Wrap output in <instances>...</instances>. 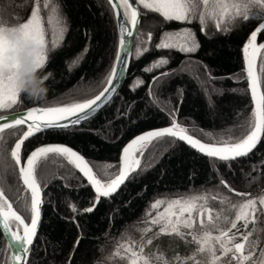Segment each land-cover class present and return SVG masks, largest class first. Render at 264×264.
Returning a JSON list of instances; mask_svg holds the SVG:
<instances>
[{
  "label": "trees",
  "instance_id": "1",
  "mask_svg": "<svg viewBox=\"0 0 264 264\" xmlns=\"http://www.w3.org/2000/svg\"><path fill=\"white\" fill-rule=\"evenodd\" d=\"M52 3L57 5L65 25L63 39L56 48L52 47L53 31L44 0H0L11 24L25 22L32 7H40L46 46L50 49L41 71L53 73L46 81L45 101H33L20 94L9 112L71 102L78 98V89L98 76L106 84L111 65L116 61L117 24L107 0H49V5ZM142 11L139 34L143 40L137 38L127 80L110 106L75 131H50L28 138L22 146V160L35 147L61 143L80 152L97 177L108 180L118 174L124 145L143 132L170 126L173 115L188 133L205 143L231 142L229 137L234 141L247 133L248 125L254 121V105L247 86L242 46L260 22L258 18L250 16L252 23L245 22L243 30L233 28L221 33L212 24L206 25L202 33L198 19L165 21L154 10L142 8ZM181 27L194 29L200 42L195 53L155 47L164 32ZM144 44L146 49L137 54V45L143 48ZM161 57L169 62L157 66ZM72 60L78 63L69 69ZM178 69L184 70L173 74ZM259 77L264 94V51ZM104 86L92 84L93 94H99ZM23 131L21 127H10L0 139L8 150V167L0 166V189L30 222L31 198L29 193L22 195L24 187L11 157V148ZM46 159L47 174L38 176L43 191L42 219L28 264H128L127 256L115 255L116 246L129 236L139 242L140 230L150 223L156 211L164 208L163 204L160 209L152 208L155 200L201 194L207 196L208 206L215 209H228L229 204L238 206L246 199H255L257 222H252L250 238L260 237L262 244L257 246L264 245V207L259 203V197L264 196V132L255 149L235 161L212 159L171 137L155 139L141 155L138 170L112 197L97 203L91 186L78 169L55 154ZM220 180L233 191L248 196L230 192ZM221 197L225 199L223 204ZM89 207L90 212L86 211ZM236 210L228 212L233 219ZM157 240L166 257L191 255L195 247H186L179 238L173 243L166 233ZM259 250L257 247L256 251ZM0 264H10L1 229Z\"/></svg>",
  "mask_w": 264,
  "mask_h": 264
},
{
  "label": "snow or ice",
  "instance_id": "2",
  "mask_svg": "<svg viewBox=\"0 0 264 264\" xmlns=\"http://www.w3.org/2000/svg\"><path fill=\"white\" fill-rule=\"evenodd\" d=\"M107 3L111 5V11L117 18L119 27V47L116 52L118 59L131 52L134 40L138 37L143 40L138 31L140 12L137 6L140 5L143 9L159 13L165 21L191 22L198 19L199 30L202 33L205 32L206 25L212 24L221 33H227L233 28L243 30L246 27L245 22L252 23L249 20L250 16L258 18L260 22L251 30L242 46L247 86L251 91L254 104L252 109L254 121L248 125L247 133L234 141L232 137H229L231 142L205 143L190 135L186 127L178 123L173 115L170 126L156 128L135 136L122 150L118 174L111 179L102 180L93 172L80 152L61 143H47L35 147L30 154H27L26 160L22 163L21 142L41 130L64 131L72 128L75 131L76 126L96 113L102 107L105 97H109L110 85L115 82L114 78L118 71H122V67L118 68L117 63L111 65V73L106 78V84L98 76L96 80L90 81L85 87L78 89V98L71 102L49 107H28L25 112L0 116V139L3 138L5 129L27 123V131L23 132V135L15 141V145L11 148V157L19 169L23 185L30 191V223L26 222L25 218L14 209L5 192L0 189V227L11 235V239L16 242L15 247L19 249L14 254V264H25L29 246L37 235L42 204L38 176L47 174L44 164L47 162L46 158L49 154L66 159L75 169H78L91 184L98 201L101 196L107 198L116 193L125 179L130 178L129 173H133L140 164V155L143 154V150L154 139L165 136L178 138L208 157L230 161L249 154L261 140V134L264 132V94L260 91L255 71L257 55L260 50H264V0H107ZM44 7L48 9V24L53 31L52 47L56 48L65 33L63 17L55 3L49 5V0H44ZM3 10L5 11L4 8ZM18 25L23 38L46 43L38 7L33 6L28 19ZM151 36L152 33L149 32L148 38L151 39ZM258 36L261 40L259 43L257 42ZM146 47V44L143 48L137 45V54L145 50ZM155 47L157 49H177L180 53H195L200 47V42L193 28L181 27L176 31L164 32ZM4 53L5 47L0 42V109H11L13 105L17 104L20 94L12 83L11 76H5L3 73ZM168 62L167 59L161 57L156 61V65ZM76 63L78 60H72L68 64V68L71 69ZM191 63L189 58V64ZM183 70H174L173 74L175 71ZM206 71L210 70H207L206 67ZM48 72L51 73L49 76L51 77L53 73ZM155 79L156 77H153V80ZM92 84L97 86L104 84V90L99 94H93ZM42 158H45L43 163ZM0 166L4 169L8 167L7 146L2 144H0ZM220 183L224 184L225 182L220 180ZM242 195H247V193ZM212 199L215 200L217 197H212ZM219 199L222 204L225 203L223 197ZM259 203L264 206V196L259 197ZM161 204L164 205L163 210L156 211L155 215L150 217V223L140 230L139 242L129 236L127 240L116 246L115 255L121 258L127 256L128 264H230L228 256H231L235 264H245L246 261L248 264H256L252 257L257 244L261 242L260 237L251 239V232H245L242 234V239L235 242L236 233L230 231L231 228L237 227V221H242L244 227H247L250 220L255 224L256 217L253 215L257 212L255 199H246L238 206L229 204L228 209L223 207L215 209L208 206L207 196L201 194L185 199L173 198L169 201L157 199L151 207L160 209ZM94 206L95 204L92 205V207ZM92 207L86 211L90 212ZM230 209H237L234 219L228 214ZM196 217H199L198 223H196ZM154 226L155 230H153ZM162 233L172 237L173 243L175 238H179L183 240L186 247L195 245L191 255L181 257L176 254L166 257L164 251L160 250L157 240V237ZM188 237L191 239L189 240ZM79 239L77 237L76 243H79ZM73 247H75V243ZM120 249L124 251L121 252ZM261 255L264 256V248L261 249ZM221 257L225 259L221 261ZM260 264H264V259L260 261Z\"/></svg>",
  "mask_w": 264,
  "mask_h": 264
},
{
  "label": "clouds",
  "instance_id": "3",
  "mask_svg": "<svg viewBox=\"0 0 264 264\" xmlns=\"http://www.w3.org/2000/svg\"><path fill=\"white\" fill-rule=\"evenodd\" d=\"M0 42L5 47V76H11L17 92L33 101H45L50 72L42 73L50 49L46 43L23 38L18 24H11L0 7Z\"/></svg>",
  "mask_w": 264,
  "mask_h": 264
},
{
  "label": "water",
  "instance_id": "4",
  "mask_svg": "<svg viewBox=\"0 0 264 264\" xmlns=\"http://www.w3.org/2000/svg\"><path fill=\"white\" fill-rule=\"evenodd\" d=\"M138 7V10H139V12H140V24H141V20H142V11H141V9H140V7L139 6H137ZM115 19H116V23H117V18L115 17ZM117 29H118V40H119V27H118V23H117ZM139 29H140V25H139ZM139 29H138V31H139ZM258 39H259V36H258ZM135 42H136V40H134V42H133V46H132V50H131V52L130 53H126L122 58H117L116 59V63H117V65H118V68H121L122 67V71H118V73H117V76L114 78V83L112 84V85H110V88H111V92H110V94H109V97H105V101L104 102H102V107L100 108V109H98L97 110V112L96 113H94L92 116H90V117H88L87 118V120L86 121H84V122H82L80 125H78V126H76V128H80L81 126H83L84 124H86V123H88V122H90L91 120H93L94 118H96L98 115H100L107 107H109L110 106V104L114 101V99L116 98V96L119 94V92H120V90H121V88L123 87V85H124V83L126 82V80H127V77H128V72H129V68H130V64H131V60H132V55H133V50H134V46H135ZM257 42L259 43V41L257 40ZM262 51L263 50H260V52L258 53V55H257V60H256V65H255V71H256V73H257V76H258V82H259V84H260V91H261V93L263 94V90H262V87H261V83H260V79H259V61H260V58H261V54H262ZM245 65V64H244ZM244 71H245V74H246V79H247V72H246V68L244 69ZM159 76H156V78H158ZM248 81V80H247ZM104 90V89H103ZM102 90V91H103ZM254 105V104H253ZM36 107V106H35ZM27 109H23V110H21V111H17V112H25ZM12 113H14V112H12ZM12 113H5V114H2V115H0V116H7V115H10V114H12ZM13 127H22V128H24V129H26V127H27V123H25V124H22V125H16V126H13ZM165 127H167V126H165ZM70 129H72V128H68V129H65V130H70ZM153 130V129H152ZM53 131H55V130H53ZM149 131V130H148ZM45 132H50V131H47V130H41L40 132H36V133H33L32 134V136L33 135H36V134H40V133H45ZM144 133V132H143ZM142 134V133H141ZM23 135V134H22ZM21 135V136H22ZM140 135V134H139ZM262 135H263V132H262V134H261V138H262ZM31 136V137H32ZM195 137V136H194ZM28 138H30V137H27V138H25V140H27ZM172 138V137H171ZM196 138V137H195ZM132 139H134V138H132ZM131 139V140H132ZM175 139H177V140H179L178 138H175ZM24 140V141H25ZM131 140H129L125 145H124V147L131 141ZM24 141H22L21 142V145L23 144V142ZM180 141V140H179ZM181 142H183V141H181ZM203 142V141H202ZM185 143V142H184ZM259 143V142H258ZM257 143V144H258ZM186 144V143H185ZM44 145V144H43ZM40 146H42V145H40ZM189 146V145H188ZM257 146V145H256ZM255 146V147H256ZM123 147V148H124ZM191 147V146H190ZM255 147L250 151V152H252L254 149H255ZM123 148H122V150H123ZM122 150H121V152H120V155H121V153H122ZM196 150V149H195ZM33 151V150H32ZM197 151V150H196ZM31 153V152H30ZM29 153V154H30ZM201 154H203V153H201ZM120 155H119V167H120ZM203 155H205V156H207L206 154H203ZM243 157V156H242ZM210 158H212V159H216V160H219L218 158H214V157H210ZM241 157H237V158H235V159H233V160H230V161H235V160H238V159H240ZM26 160V159H25ZM87 161V160H86ZM88 162V161H87ZM22 163H23V161H22ZM89 163V162H88ZM89 166L92 168V166L89 164ZM138 168H139V165L137 166V168L134 170V172L133 173H135L137 170H138ZM92 170H93V168H92ZM93 172H94V170H93ZM95 173V172H94ZM133 173H129V177L133 174ZM128 180V178H126L125 179V181L118 187V189H117V191L119 190V188L126 182ZM21 182H22V180H21ZM88 184L91 186V184L88 182ZM22 185H23V182H22ZM224 185L230 190V192H232V193H234V194H237V195H242L241 193H237V192H235V191H233L232 189H230L225 183H224ZM23 187H24V192H28L29 193V195H30V191L29 190H27L26 189V187L23 185ZM92 188V187H91ZM93 190V192H94V194H95V196H96V193H95V191H94V189H92ZM116 191V192H117ZM115 193H113V194H111L109 197H107V198H110V197H112L113 195H114ZM31 196V195H30ZM103 198H106V197H103V196H101L100 198H99V200L100 199H103ZM41 199H42V204H41V219H42V208H43V194H42V190H41ZM96 199V198H95ZM98 200V201H99ZM97 201V199H96V203L98 202ZM40 223H41V220L38 222V230H37V234H38V231H39V227H40ZM0 229H1V231H2V233H3V235H4V237H5V239H6V242H7V246H8V250H9V252H10V263L11 264H14V260H13V257H14V254H15V252L16 251H19V249H17L16 247H15V241H13L12 239H11V235L8 233V232H5L4 230H3V228L2 227H0ZM36 237H37V235L33 238V243L29 246V249H28V253H27V259H26V262H25V264H28V261H29V257H30V253H31V250H32V247H33V244H34V242H35V239H36ZM23 255V254H22Z\"/></svg>",
  "mask_w": 264,
  "mask_h": 264
},
{
  "label": "flooded vegetation",
  "instance_id": "5",
  "mask_svg": "<svg viewBox=\"0 0 264 264\" xmlns=\"http://www.w3.org/2000/svg\"><path fill=\"white\" fill-rule=\"evenodd\" d=\"M254 216L256 217L257 215L254 214ZM196 221H197V223L199 222V217H197V220ZM255 221L257 222V219ZM252 222L253 221L250 220L248 222L247 227H244L242 221H237V227L231 229V232L236 233V236L234 238L235 239V242H239L242 239V234L243 233L250 232V230L252 228ZM250 237H252V236H250ZM259 244H262V242H260ZM257 247H260V250L253 253L252 259H255L256 264H260V261L262 259H264V256L261 255V249L264 248V245L257 246ZM257 247H256V249H257ZM217 254H219V252H217ZM224 259H225L224 257H221V261H223ZM228 259L230 261V264H235V261L231 258V256H228ZM245 264H248V262L246 261Z\"/></svg>",
  "mask_w": 264,
  "mask_h": 264
},
{
  "label": "rangeland",
  "instance_id": "6",
  "mask_svg": "<svg viewBox=\"0 0 264 264\" xmlns=\"http://www.w3.org/2000/svg\"><path fill=\"white\" fill-rule=\"evenodd\" d=\"M141 7H142V5H140ZM36 7H38V6H36ZM143 8V7H142ZM38 9H39V15H40V17H41V24H42V26H43V29H44V36H45V27H44V22H43V17H42V15H41V13H40V11H41V9H40V7H38ZM143 14V13H142ZM31 15V14H30ZM115 16V15H114ZM142 17H143V15H142ZM28 19V18H27ZM116 20V19H115ZM141 22H142V20H141ZM140 27H141V24H140ZM139 31H140V29H139ZM136 41H137V39H136ZM45 42H46V37H45ZM141 42V41H140ZM135 44H136V42H135ZM9 110L10 109H0V112L1 113H5V112H7V113H12V112H16V111H10L9 112ZM149 146V145H148ZM147 149V147L145 148V150ZM144 150V151H145ZM143 151V152H144ZM139 155V154H138ZM140 157H141V155H140ZM95 172V171H94ZM96 174V173H95ZM42 190V189H41ZM42 194H43V191H42ZM23 195V194H22ZM10 201V200H9ZM11 202V201H10ZM12 203V202H11ZM13 204V203H12ZM13 207H14V205H13ZM264 207V206H263ZM14 209L15 210H17L15 207H14ZM18 211V210H17ZM255 214V213H254ZM253 214V215H254ZM185 215H187V214H185ZM26 221V220H25ZM26 222H28V221H26ZM28 223H30V222H28ZM28 263H29V261H28Z\"/></svg>",
  "mask_w": 264,
  "mask_h": 264
},
{
  "label": "bare ground",
  "instance_id": "7",
  "mask_svg": "<svg viewBox=\"0 0 264 264\" xmlns=\"http://www.w3.org/2000/svg\"><path fill=\"white\" fill-rule=\"evenodd\" d=\"M117 24V23H116ZM117 31H118V29H117ZM118 47H119V40H118ZM117 58V57H116ZM159 76V75H158ZM157 79V78H156ZM104 89V88H103ZM25 131H27V127H26V129H25ZM175 139V138H174ZM177 140V139H176ZM187 145V144H186ZM145 150V149H144ZM143 150V151H144ZM137 154H139V153H137ZM141 158V157H140ZM227 185V184H226ZM228 186V185H227ZM229 187V186H228Z\"/></svg>",
  "mask_w": 264,
  "mask_h": 264
}]
</instances>
